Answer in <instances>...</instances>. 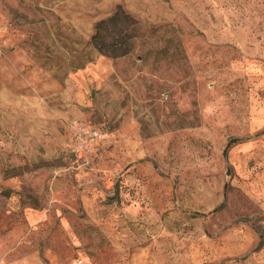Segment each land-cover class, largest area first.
I'll return each mask as SVG.
<instances>
[{
    "label": "rangeland",
    "instance_id": "obj_1",
    "mask_svg": "<svg viewBox=\"0 0 264 264\" xmlns=\"http://www.w3.org/2000/svg\"><path fill=\"white\" fill-rule=\"evenodd\" d=\"M0 264H264V0H0Z\"/></svg>",
    "mask_w": 264,
    "mask_h": 264
},
{
    "label": "built area",
    "instance_id": "obj_2",
    "mask_svg": "<svg viewBox=\"0 0 264 264\" xmlns=\"http://www.w3.org/2000/svg\"><path fill=\"white\" fill-rule=\"evenodd\" d=\"M99 138V132L89 128H79L77 131V141L82 147H89Z\"/></svg>",
    "mask_w": 264,
    "mask_h": 264
}]
</instances>
